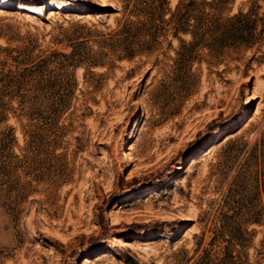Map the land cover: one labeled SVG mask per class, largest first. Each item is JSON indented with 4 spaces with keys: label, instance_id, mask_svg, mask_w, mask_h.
<instances>
[{
    "label": "rangeland",
    "instance_id": "374dc122",
    "mask_svg": "<svg viewBox=\"0 0 264 264\" xmlns=\"http://www.w3.org/2000/svg\"><path fill=\"white\" fill-rule=\"evenodd\" d=\"M146 1L0 0V264H264V0Z\"/></svg>",
    "mask_w": 264,
    "mask_h": 264
},
{
    "label": "trees",
    "instance_id": "16d2710c",
    "mask_svg": "<svg viewBox=\"0 0 264 264\" xmlns=\"http://www.w3.org/2000/svg\"><path fill=\"white\" fill-rule=\"evenodd\" d=\"M161 1H163L162 3H165L166 0H147L146 2H151L153 4V9L154 8H158V3H161ZM203 2H206L205 0H203ZM181 0H178L176 6H175V10L179 9L180 10H184L185 12L188 10V8L190 7V5H194L195 0H188V2L186 4H184L182 6ZM139 11V10H138ZM127 13H125V16H123L116 25V28L113 30V34L112 35H121V34H127L130 29L131 26L135 23L134 21H132V17L134 16V10H130L128 9V7L126 6V11ZM152 14H156L155 11L151 12ZM173 14V13H172ZM171 14V15H172ZM163 13H160V16L162 17ZM240 15H242L241 13L235 14L232 17L228 18L227 21H229V23H231V19H236L238 18ZM159 16V15H158ZM188 20V17H187ZM185 23L183 24H188V21H184ZM182 24V23H181ZM232 25V24H230ZM182 27H180V25H177V27H175L176 31H183V32H187V28L183 27V25H181ZM137 34V31L136 33ZM36 42V41H35ZM56 40H50L51 44H56ZM31 45H33V43H30ZM117 44L119 46H121V49L124 53V57L126 58H131L133 56L134 53V49L132 47V45L134 44V41H128L127 38H123V39H118L117 40ZM35 45V44H34ZM35 49V48H34ZM33 51V50H32ZM45 60V59H44ZM37 62L33 64V66L31 67V70L34 69V71L38 72V66H37ZM254 222H259L258 219H255ZM244 233H247L246 231L244 232H240L238 237L234 238V239H228L226 240V244L222 247V256L220 261V264H244V262L247 264L249 263V258L247 255V251H246V242L245 240V236ZM248 241V240H247ZM216 260V258H212L211 260H209V262L207 264H215L214 261ZM124 261L129 262V259L125 258ZM194 264H198V259H195ZM219 264V263H218Z\"/></svg>",
    "mask_w": 264,
    "mask_h": 264
},
{
    "label": "bare ground",
    "instance_id": "6f19581e",
    "mask_svg": "<svg viewBox=\"0 0 264 264\" xmlns=\"http://www.w3.org/2000/svg\"><path fill=\"white\" fill-rule=\"evenodd\" d=\"M104 6H106L105 3H103L102 7H104ZM17 8L23 10V9H26V8H27V5H26L25 3H23V2H21L20 5H19ZM113 258H114V257H113ZM112 261H113V260H112ZM110 263H111V262H110ZM115 264H119V263L116 262Z\"/></svg>",
    "mask_w": 264,
    "mask_h": 264
}]
</instances>
